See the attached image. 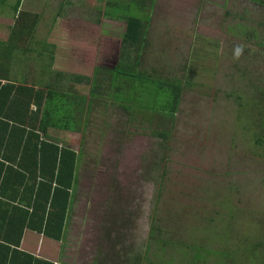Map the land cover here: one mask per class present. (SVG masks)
<instances>
[{
    "label": "rangeland",
    "instance_id": "1",
    "mask_svg": "<svg viewBox=\"0 0 264 264\" xmlns=\"http://www.w3.org/2000/svg\"><path fill=\"white\" fill-rule=\"evenodd\" d=\"M22 1L18 12L0 6L6 27L37 12L36 35L56 44L15 66L24 85L90 96L97 69L130 64L184 90L167 139L108 102L107 87L83 134H49L80 154L79 182L64 241L41 243L40 255L56 252L61 264H263L264 0H147L138 40L119 9L132 0ZM71 34L83 42L82 67L65 60Z\"/></svg>",
    "mask_w": 264,
    "mask_h": 264
},
{
    "label": "trees",
    "instance_id": "2",
    "mask_svg": "<svg viewBox=\"0 0 264 264\" xmlns=\"http://www.w3.org/2000/svg\"><path fill=\"white\" fill-rule=\"evenodd\" d=\"M146 1L132 0L129 4L119 5L120 11L130 13L128 29L135 33L136 36H130L135 40L140 34L144 35L147 25L148 16H142ZM20 4L21 0H18L16 12ZM36 18L30 21L28 13L20 12L14 30L10 31L15 34L23 27L35 26ZM142 25L144 28L141 29ZM12 54L10 49L9 56ZM13 70L12 64H0V264H54L20 249L25 229L64 241L73 191L79 182L80 154L48 140L49 131L83 134L98 97L105 92L107 101L126 110L131 121L138 116L148 126L155 125L150 130L152 136L167 139L168 125H172L178 112L183 84L153 80L139 73L136 65L128 64L114 69H97L98 80L101 77L103 82L93 81L90 96H81L73 92L35 91L16 86ZM3 80L5 84H2ZM157 103L158 109L149 108L152 111L141 106ZM16 200L26 209L7 202Z\"/></svg>",
    "mask_w": 264,
    "mask_h": 264
},
{
    "label": "crops",
    "instance_id": "3",
    "mask_svg": "<svg viewBox=\"0 0 264 264\" xmlns=\"http://www.w3.org/2000/svg\"><path fill=\"white\" fill-rule=\"evenodd\" d=\"M8 2H9V0H0V6L2 5L4 7H6L7 9L13 8L15 10V6H16L18 0H16L15 6L13 4H11V2L10 3H8ZM21 5H23L22 0H21L20 6ZM22 12H26V11H22ZM26 13L29 14V20L30 21L35 16L36 17L39 16V13H37V12H26ZM7 23H9V21L4 16V12H2L0 10V64H12V65H14L13 77H12L14 80V84L16 86H18V85L26 86V85H24V77L14 76L15 75V66L28 64L29 62L37 63V59H41V57H43V55H41V51L43 52V50L46 48L45 44L47 43V45H49L51 48H55L56 44L54 42L50 43L49 40H45L44 38L41 39L39 36H37L36 35L37 34L36 25L35 26H29V27H23L22 29L19 30V32L17 31V33L13 34L10 30H14L15 26L11 25V26L6 27ZM73 29H77V28H73ZM76 31L85 32L82 30H76ZM76 41H77V39L73 38L72 34L66 39L67 46L65 48V55L64 56H65V60H67V62L69 63L70 66L71 65L76 66V64L79 63V65L82 67L85 64H87V62L85 60L84 52H83V47H82L83 42L80 41L78 43L79 45H75ZM38 45H41L39 49H38ZM10 49L13 50V54L11 56H9V50ZM48 52L49 53H48L47 57L49 59L56 58V55L52 51H48ZM50 52H52V54ZM40 61L44 63L43 60H40ZM48 62H50L51 64L55 63L54 61H48ZM64 75H67L69 77L70 83L76 82V83L82 84V83H85V80H86V78L84 77L85 74H83V73H73V72H68V71L64 70ZM19 76H21V75H19ZM5 83H6L5 80H3L2 84H5ZM26 87H30V88L34 89L35 91L40 90L39 88H37V86H26ZM71 89H72V86L70 85L68 92H72ZM79 95H81V94H79ZM2 119H3V121H7L4 118H2ZM53 131H61V130L51 129L47 135L48 140L56 143L60 147H63V146L58 144L59 142L54 141L52 138H50L49 134ZM14 169H17V165H14ZM22 174H24V176L28 177V174L26 172H23ZM20 190H22V187ZM7 202L10 205H15V206L20 207L22 209H26L24 204L17 201V200L11 201V202L7 201ZM30 240L35 241L37 246L36 247H30V245L28 244V242ZM52 240H53V242H51ZM45 242L47 243L46 246H48L49 248H51V247L48 244H53V247H55V245L57 246V244L60 243V241L55 240V239L50 238V237H47L44 234H41L37 231L25 229L24 233H23L22 240H21L20 249L22 251H26V252L30 253V255H32L35 258H38V259H41L44 261H49V262H52L54 264H61V262L58 263L59 262L58 259L55 260L56 252L53 253V251H52L51 255H49V253H47V255H44V256L40 255L42 244ZM32 245H33V243H32ZM51 250H52V248H51ZM65 250L66 249L64 248V251ZM64 251H63V253H64ZM60 252H61V249H60L59 253Z\"/></svg>",
    "mask_w": 264,
    "mask_h": 264
},
{
    "label": "clouds",
    "instance_id": "4",
    "mask_svg": "<svg viewBox=\"0 0 264 264\" xmlns=\"http://www.w3.org/2000/svg\"><path fill=\"white\" fill-rule=\"evenodd\" d=\"M237 51H239V50H237Z\"/></svg>",
    "mask_w": 264,
    "mask_h": 264
}]
</instances>
